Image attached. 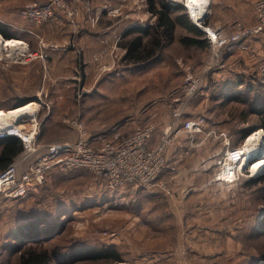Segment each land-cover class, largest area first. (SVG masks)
<instances>
[{"label":"rangeland","instance_id":"374dc122","mask_svg":"<svg viewBox=\"0 0 264 264\" xmlns=\"http://www.w3.org/2000/svg\"><path fill=\"white\" fill-rule=\"evenodd\" d=\"M170 1L184 4L185 0ZM255 1L210 0L208 11L202 18L221 35H229L238 28L249 29L256 22ZM128 12V18H134L144 24L153 22L155 18L148 10L147 0H130ZM188 13L190 14L189 11ZM109 16L108 14L105 18H111ZM184 32V29L179 31L175 41L165 48L161 57L140 67L128 65L129 67L125 68L119 53L116 61L119 58L121 66L109 68L104 64L96 66L92 76L82 75L83 83L93 81L99 85V89L91 92L92 96L89 99L93 104L90 108L98 111V115L100 113L99 119L106 121L112 117L119 118L138 105H144L148 111L154 106L155 101H161L164 93H169L171 99L172 96H177L182 100L186 92L187 75L201 76L202 86L211 67L223 65L225 58V55L222 56L223 52L249 50L253 45L254 36L248 34L249 36L242 42L243 45L233 43L215 47L210 42L206 49L185 47L179 40V36ZM218 48L219 60L214 52ZM260 76L257 75V80ZM196 103L192 112L200 115L202 111ZM242 110L243 104L233 102L221 111L223 117L232 122L233 126H246L259 121V117L254 113H247V117L241 116ZM246 118L249 121L241 124ZM254 128L236 144L243 142L256 130H262L254 140L256 143L261 140L264 148V129ZM185 145L186 141L183 142L182 152L187 157H184L182 163L196 161L197 157L192 159L190 149L192 145L190 148H185ZM259 156L253 157L251 161L257 160ZM200 160L201 158L198 159ZM176 168L177 177L179 164ZM261 169L256 171L252 166L249 170L247 168V172L241 175L240 179H236V181L239 179V182L235 185L233 184L235 180L221 181L215 174L218 181L225 183L221 192L230 198L225 204H204L192 200L169 202L166 197L177 194L176 177L170 180L171 194L159 188L138 186L115 191L107 189L104 180L86 168L53 169L37 191L26 197L12 198L0 193V264H19L20 253L14 251L15 248L11 245V242L15 243L11 234L16 226L23 224L25 217L38 214L49 218L43 226L51 228L49 232L43 233L45 239L39 240L42 241L39 242L41 244L34 245L50 250L57 247L58 253L53 254L52 264H242L247 256L264 254V235L259 233L254 235V227L250 226L255 214H258V218L264 215V183L256 186L246 183L250 176L263 173L264 167ZM164 174L162 179L168 180V174ZM205 174L208 172L202 170L196 172L195 182H203ZM100 183L104 190L100 189ZM187 189L190 188L186 187L185 192ZM191 191L190 189L187 193ZM209 207L215 209L214 214H217L218 209L225 212L231 210L234 217L208 219L205 217L207 211L204 209ZM224 224L226 228L219 230L218 236L222 239V244L230 239L231 248L234 246V260L226 255L228 251L223 250L221 246V249H218L211 245L209 249L198 241L202 238L201 235L205 236L203 225L217 228L224 227ZM209 238L214 243L215 237L211 235ZM203 242H208V239ZM110 244H115L120 251L119 260L90 258L76 260L73 259L74 255L71 256L80 248H103ZM19 245L23 246L25 242L21 241Z\"/></svg>","mask_w":264,"mask_h":264},{"label":"crops","instance_id":"0c3cea01","mask_svg":"<svg viewBox=\"0 0 264 264\" xmlns=\"http://www.w3.org/2000/svg\"><path fill=\"white\" fill-rule=\"evenodd\" d=\"M44 1L0 0V46L17 58L0 61V125L23 123L27 128H34L38 132L37 149L32 154L22 151L13 160L17 162L18 173L24 172L49 145L74 143L79 137L80 121L86 123L87 136L91 143L99 145L115 130L124 134L130 133L139 123L150 120L157 128L151 138V144L158 141L168 125H173V131L181 129L174 144L167 150L169 166L162 173L168 174L169 167H178L179 164V173L175 176L177 194L165 196L166 199L169 202L192 200L204 204L229 202L230 198L221 192L225 183L215 178L219 160L226 148L224 138L219 133L226 131L231 143L235 145L243 139L242 132L254 124L233 126L232 122L223 117L221 110L233 102L243 104L241 116L247 117V113L258 116L253 109L264 107V32L252 35L253 45L249 50L223 52V65L211 67L198 93L184 107L183 117L173 116L174 108L183 103L181 97L172 96L171 99L169 93H164L161 101H155L148 111L144 105H138L119 118L112 117L103 121L99 119L100 113L98 115V111L90 108L93 104L89 102L91 92L99 89V85L93 81L86 85L82 82V75L92 76L96 66L104 64L109 68L121 66L119 58L118 61L116 59L119 53L122 56L125 52L120 45L123 32L133 24L144 23L128 18L130 0H69L79 8L74 20L60 18L36 23L20 14L26 4ZM108 14L111 18L106 19ZM150 22L149 24H152L154 21ZM11 39L22 42L10 45L7 41ZM212 63H209L210 66ZM144 64L134 65L140 67ZM124 66L126 68L130 65ZM257 75H261L258 79L260 81L257 80ZM249 81L250 84L254 82V86H248ZM238 92L241 93V100L229 99L232 94ZM258 94L263 96L259 99ZM245 95L247 99L244 98ZM195 103L202 114L192 112ZM199 116L205 117L201 130L188 132L182 127L186 119ZM246 121L249 119H244L241 124L244 125ZM185 141V148L192 145V159L197 157L196 161L187 164L182 163L184 157H187L182 152ZM1 150L0 146V152ZM199 170L208 172L203 182H195L196 172ZM184 175L186 176L183 178ZM236 183L238 181L233 184ZM99 186L104 190L101 183ZM186 187L192 190L191 193H187L190 189L185 192ZM204 210L207 211L205 217L208 219L234 217L231 210L225 212L218 209L217 214H214V208ZM208 225H203L205 236L201 235L199 243L205 244L209 249L211 245L222 248L228 251L226 255L234 260L232 242L228 238L222 244V239L218 236L219 230L226 228V224L217 228ZM211 235L215 237L214 243L209 238ZM207 239L208 242H203Z\"/></svg>","mask_w":264,"mask_h":264},{"label":"built area","instance_id":"2783aa9c","mask_svg":"<svg viewBox=\"0 0 264 264\" xmlns=\"http://www.w3.org/2000/svg\"><path fill=\"white\" fill-rule=\"evenodd\" d=\"M184 5H187V0L184 1ZM254 10L256 24L249 29L238 28L229 35H221L203 18L195 20L193 16L190 17L215 47L233 43L243 45L246 36L264 31V0H256ZM78 12V6L69 0H45L42 3L26 4L20 14L36 23H42L60 18L74 20ZM214 52L219 60V48ZM10 59L17 58L0 46V61ZM201 83V76L187 75L183 103L173 110L175 118L183 117L184 107L199 91ZM204 120L205 117L202 116L186 119L182 127L188 132L201 130ZM78 128L79 137L74 143L49 145L48 149L21 174L18 173L17 162L0 169V193L12 198H23L37 190L53 169L69 170L79 167L86 168L102 178L109 190L117 191L138 186L159 188L171 193L170 180L176 176V167H169L168 180L162 179L161 175L169 166L167 150L181 129L173 131V125L170 124L164 129L158 141L151 144V138L157 128L154 122L146 120L139 123L130 133L124 134L115 130L102 143L94 145L87 136L88 131L84 122L80 121ZM37 135L38 132L34 128H27L23 123H12L0 128V138L17 137L27 149V154H32L37 149ZM219 135L223 136L226 148L224 156L219 160L216 178L221 181H234L245 174L247 168L250 169V164H243L244 159L248 151L251 149L254 152L255 145L259 144L255 140L248 143L249 136L243 142L234 145L226 131H221Z\"/></svg>","mask_w":264,"mask_h":264},{"label":"trees","instance_id":"16d2710c","mask_svg":"<svg viewBox=\"0 0 264 264\" xmlns=\"http://www.w3.org/2000/svg\"><path fill=\"white\" fill-rule=\"evenodd\" d=\"M147 4L148 10L155 15V20L152 24H133L123 32L120 40V45L125 49L121 58L122 64L127 66L144 64L161 57L165 48L175 41L181 29H184L185 32L181 33L179 40L185 47L206 49L210 46V41L205 36L203 30L189 18L188 10L183 3L172 2L170 0H147ZM250 83L249 81L248 86H254V82L252 83L253 85ZM262 96L258 94L257 97L260 99ZM240 97L241 93L238 92V94H232L229 99L241 100ZM244 98H246V95ZM253 111L258 113L259 121L252 127L246 128L242 132V138L255 129L254 127L264 128V107L258 106ZM0 146L2 147L0 152V169H4L14 162L15 156L22 151L27 153V149L23 143L15 136L0 138ZM246 183L255 186L264 183V172L250 176L247 178ZM251 208L252 204L250 205ZM251 216L250 213L249 218ZM47 219L49 218L41 214L25 217L23 224L14 228L11 235L16 244L11 242V245L15 248L14 251L20 253L19 264H52L53 254L58 253L57 247L50 250L49 248H41L39 246L41 244L39 242H42L39 240L45 239L43 233L45 231L49 232L51 228L43 226V223ZM250 226L254 227V235L257 233L264 235V215L258 218V214H255L254 219L250 222ZM21 241L25 242V245H19ZM36 243H39V245H34ZM71 256L76 260L86 258L119 260L121 253L115 244H110L103 248H80L78 252ZM73 259L71 260L74 261ZM243 262L244 264H264V254L247 256Z\"/></svg>","mask_w":264,"mask_h":264},{"label":"bare ground","instance_id":"6f19581e","mask_svg":"<svg viewBox=\"0 0 264 264\" xmlns=\"http://www.w3.org/2000/svg\"><path fill=\"white\" fill-rule=\"evenodd\" d=\"M188 4L186 5L188 9V11L190 12V15L193 16V18L195 20H199L200 18H202L206 12L208 11V8H209V3H210V0H188L187 2ZM0 41H1V38H0ZM10 45L11 44H18V43H21L22 41L21 40H18V39H11L9 41H7ZM4 46V45H3ZM32 104V103H31ZM29 106V105H28ZM20 110V108H19ZM26 110L28 111V109L26 108ZM21 111V110H20ZM15 112H18L15 110ZM22 112V111H21ZM3 114V113H1ZM19 114V113H17ZM15 114V116L17 115ZM18 116V115H17ZM0 126H3V125H0ZM261 131L262 130H256L255 133H252L250 135V137L248 138V143H251L254 139H256V137L258 136L257 134H261ZM261 142V143H260ZM259 145H255V150L254 152L250 149L248 151V154H246V157L244 159V165H247V164H251L252 166V169H256L257 170H260L261 168L264 167V154H263V142L260 140ZM259 156L258 159L254 160V161H250L254 156ZM262 170V169H261ZM260 172V171H259ZM256 174V173H255Z\"/></svg>","mask_w":264,"mask_h":264}]
</instances>
